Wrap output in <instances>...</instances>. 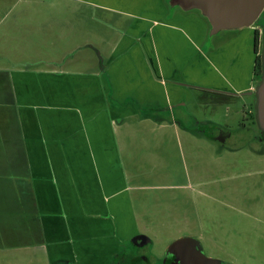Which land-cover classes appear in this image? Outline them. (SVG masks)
Here are the masks:
<instances>
[{
  "label": "crops",
  "instance_id": "1",
  "mask_svg": "<svg viewBox=\"0 0 264 264\" xmlns=\"http://www.w3.org/2000/svg\"><path fill=\"white\" fill-rule=\"evenodd\" d=\"M61 1L101 16L112 13L120 26L102 29V50L81 44L86 36L100 39L95 28H83L90 14H51L44 34L35 25L25 33L28 43L39 35L48 42L38 53L29 51L31 60L36 54L41 60L21 66L4 55L11 49L17 54L14 44L22 33L20 17L12 13L6 34L12 43L0 45V170L10 172L5 176L20 189L24 217L18 213L17 220L25 224V212H34L29 228L12 220L17 237L37 245L29 238L39 235L51 264H114L126 245L145 235L136 205L148 202L145 192L190 187L188 177L158 184L146 159L170 157L165 147L181 140L226 144L231 129L252 120L254 26L212 35L199 11L173 8L169 0ZM52 44L62 53H54ZM87 48L89 55L82 54ZM74 50L80 71L69 70ZM179 108L194 125L177 118ZM207 108L224 110L225 122L217 123L216 114L199 118Z\"/></svg>",
  "mask_w": 264,
  "mask_h": 264
},
{
  "label": "rangeland",
  "instance_id": "2",
  "mask_svg": "<svg viewBox=\"0 0 264 264\" xmlns=\"http://www.w3.org/2000/svg\"><path fill=\"white\" fill-rule=\"evenodd\" d=\"M60 11L65 12L63 15L81 11L90 14L85 19L83 28H95L100 39L95 37L91 40L86 36L81 44L90 43L102 50L105 46L103 39L107 37L102 29L109 30V25L120 26L112 13L101 16L99 10L89 6L81 10L77 5H70L66 1L0 0V13L4 16L3 26H0V34L3 35L0 37V45L1 42L2 45L12 43L11 36L6 35L9 33L8 25L12 23V13L20 17L17 22L18 29L22 32L16 37L14 44L17 54L11 49L4 55L15 56V62L21 66L41 60V56L36 53V57L31 60L33 55L29 51L36 50L38 53L46 48L48 42H41L39 35L34 37V42L28 43L29 37L25 33L35 25L33 27L37 33L40 29L41 34H44L42 31L48 17ZM28 16L33 20L29 24L26 19ZM91 21L93 25L89 26ZM113 39L115 37L112 34L111 40ZM53 45L54 53H62L59 45ZM73 48L70 47L69 50ZM89 50L84 49L82 54L89 55ZM49 53L51 56L52 53ZM102 54H106L105 51ZM79 55L76 50L68 55L70 71L81 70L75 63ZM254 84L257 86L258 81L254 80ZM190 110L194 112L193 107ZM205 112L206 115L199 118L209 120L217 115L220 119L215 120L220 124L226 120L224 110L215 113V110L213 112L207 108ZM184 113L182 108L177 109V118L188 126L191 123L194 125V120L189 121ZM245 125L246 128L231 129L232 137L223 147L218 143L209 144L208 140L207 143L199 139L181 140V145L175 142L168 148L165 147L170 157L162 160L152 154L146 159L148 162L145 166L154 165L156 168L151 172L150 178L158 184L174 185L188 177L190 185L189 189L182 190L174 187L175 185L168 189L151 188V191L145 192L148 202L144 205L136 204L140 210L138 214L141 216L142 232L145 233L140 236H146L150 240V243L142 247L141 252L147 256L150 264H158L159 258L167 255L168 247L182 237L198 239L208 257L220 259L227 264H264V144L258 143L257 124L253 120H244L240 127ZM232 126L237 125L234 123ZM214 132L219 136L217 130ZM8 173L10 172L5 169L0 170V264H51L47 247L38 243L39 235L32 234L29 238L37 245H28L27 238L17 237L18 228L12 226V220L21 223L19 228L24 225L29 228L28 222L30 217L33 219L34 212H25V224L24 221L17 220L18 213L24 217L18 203L20 189L15 180L5 176ZM200 174L204 178L203 182L206 180L203 185L198 183ZM200 190L206 195L200 196L197 193ZM134 246L128 244L124 251L131 252Z\"/></svg>",
  "mask_w": 264,
  "mask_h": 264
},
{
  "label": "water",
  "instance_id": "3",
  "mask_svg": "<svg viewBox=\"0 0 264 264\" xmlns=\"http://www.w3.org/2000/svg\"><path fill=\"white\" fill-rule=\"evenodd\" d=\"M169 4L183 11H199L210 22L212 35L251 27L264 12V0H169ZM261 57L263 73L254 91V105L257 127L264 139V47ZM134 240H142V245L150 242L146 236ZM166 254L174 257L173 264H224L220 259L208 257L201 242L193 237L176 240Z\"/></svg>",
  "mask_w": 264,
  "mask_h": 264
},
{
  "label": "flooded vegetation",
  "instance_id": "4",
  "mask_svg": "<svg viewBox=\"0 0 264 264\" xmlns=\"http://www.w3.org/2000/svg\"><path fill=\"white\" fill-rule=\"evenodd\" d=\"M253 26H254V51L257 59V57L262 55V51L264 47V12L260 16L259 20ZM256 59H255V64H256ZM254 79L255 81L257 80L255 76ZM219 140L224 141L223 137H220ZM257 140L259 144H264V139L262 138L260 132ZM221 143H222L221 146L225 145V142H221ZM142 242H143L142 240H137V241L132 240L130 244H132V247L135 245L133 250H131V252H129V250L124 252L116 264H150L149 260L147 259V256L141 252L142 247L147 245V244L142 245L143 244ZM173 261H174L173 256L164 255L162 258H159L158 264H173ZM224 264L227 263L225 262ZM228 264H231V262Z\"/></svg>",
  "mask_w": 264,
  "mask_h": 264
},
{
  "label": "trees",
  "instance_id": "5",
  "mask_svg": "<svg viewBox=\"0 0 264 264\" xmlns=\"http://www.w3.org/2000/svg\"><path fill=\"white\" fill-rule=\"evenodd\" d=\"M262 73H263V66H262V57L259 56L256 59V64H255V68H254V76L257 79V81L259 82L261 77H262ZM254 111L251 114L252 120L256 123V115H255V105H253ZM121 255H118L114 258V264L117 263V261L120 259Z\"/></svg>",
  "mask_w": 264,
  "mask_h": 264
}]
</instances>
